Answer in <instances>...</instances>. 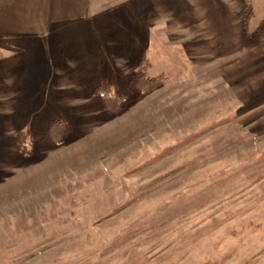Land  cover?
Instances as JSON below:
<instances>
[{"label": "rangeland", "instance_id": "1", "mask_svg": "<svg viewBox=\"0 0 264 264\" xmlns=\"http://www.w3.org/2000/svg\"><path fill=\"white\" fill-rule=\"evenodd\" d=\"M245 1L148 0L12 68L0 264H264V0ZM137 73L164 79L143 95Z\"/></svg>", "mask_w": 264, "mask_h": 264}, {"label": "crops", "instance_id": "2", "mask_svg": "<svg viewBox=\"0 0 264 264\" xmlns=\"http://www.w3.org/2000/svg\"><path fill=\"white\" fill-rule=\"evenodd\" d=\"M147 1L0 0V83H6L7 80L13 83L18 82L12 68L20 66L23 73L34 71L31 66L35 52H40L44 60L48 56L55 64L50 52L51 48L45 45L52 41L53 35L57 36L56 42L62 43L72 40L67 37H72L75 31L72 36L64 35V29L68 27L120 25L119 20L130 18L132 10H138V17L142 20L145 17L143 12L147 9ZM115 11H123L124 14L116 15L117 19L112 15L107 17L110 12ZM134 14L137 16L136 11ZM132 20L136 19L133 17ZM18 43L27 45L19 46ZM35 44H42V46ZM92 44L95 47L91 52L97 51L95 41ZM123 51L122 48L121 52ZM50 62L48 61L47 64Z\"/></svg>", "mask_w": 264, "mask_h": 264}, {"label": "trees", "instance_id": "3", "mask_svg": "<svg viewBox=\"0 0 264 264\" xmlns=\"http://www.w3.org/2000/svg\"><path fill=\"white\" fill-rule=\"evenodd\" d=\"M248 2H249L248 0L245 1V3ZM245 21H247L246 18L244 20V23ZM162 76L163 75L154 77V76H149L145 73H137L132 78L131 86L134 89H139L140 93L143 95L148 94L152 92L154 89H156L158 86H160V83H162L164 79ZM101 87L102 88H99L96 91V94H102L101 98L104 109L107 110L111 115H116L120 113L123 110V108H120L121 106L120 102L122 100L118 98L117 99L113 98L110 94V89L107 88V86H101ZM62 127L65 128V126L61 124V122H59L58 120L54 121V123H52L49 129V134L55 135L61 133Z\"/></svg>", "mask_w": 264, "mask_h": 264}]
</instances>
